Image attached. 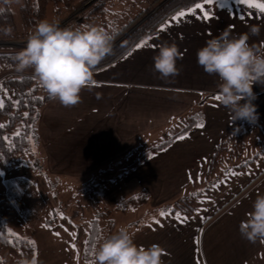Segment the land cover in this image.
<instances>
[{
  "label": "crops",
  "instance_id": "0c3cea01",
  "mask_svg": "<svg viewBox=\"0 0 264 264\" xmlns=\"http://www.w3.org/2000/svg\"><path fill=\"white\" fill-rule=\"evenodd\" d=\"M176 13L142 39L151 37L149 46L137 49L140 40L119 59L94 71L96 83L82 89L80 103L65 107L50 98L42 106L35 158L41 164L45 159L57 174L81 177L99 171L87 182L97 183L99 201L104 199L108 209L140 191L147 194L146 203L157 206L188 185L210 184L195 211L180 215L186 220L171 212L141 221L131 232L134 242L144 247L158 244L163 264H264V243H251L239 231L256 197L264 195V157L239 169L226 163L215 179L202 180L218 141L252 123L232 121L215 99L218 77L206 74L196 56L207 40L223 31L237 36L253 25L260 33L250 35L249 44L264 50V13L241 0H214L178 22L171 20ZM163 24L168 27L161 31ZM165 42L175 43L182 54L177 60L179 74L167 79L153 66V57ZM253 93L257 120L264 121V84L254 83ZM201 123L203 127H198ZM166 137H171L168 144L141 159Z\"/></svg>",
  "mask_w": 264,
  "mask_h": 264
},
{
  "label": "clouds",
  "instance_id": "9594fccd",
  "mask_svg": "<svg viewBox=\"0 0 264 264\" xmlns=\"http://www.w3.org/2000/svg\"><path fill=\"white\" fill-rule=\"evenodd\" d=\"M5 3L10 0H4ZM18 2V0H17ZM12 28H0L5 36ZM260 27L232 36L228 30L206 41L197 51V63L219 80L217 96L232 121L258 119L253 84H264V50L249 44L250 35L258 36ZM113 36L103 27L92 25L61 28L47 20L40 21L27 37L26 47L16 54V71L31 70L44 92L65 107L81 102L80 93L95 85V68L112 53ZM182 59L175 43L165 42L153 57L154 69L162 78L179 74L177 60ZM100 98V94H97ZM243 101V103H242ZM241 236L251 243H264V195H258L252 211L239 226ZM163 249L158 244L144 247L134 242L127 227L102 238L94 252L93 264H163ZM23 264H37L34 258Z\"/></svg>",
  "mask_w": 264,
  "mask_h": 264
},
{
  "label": "trees",
  "instance_id": "16d2710c",
  "mask_svg": "<svg viewBox=\"0 0 264 264\" xmlns=\"http://www.w3.org/2000/svg\"><path fill=\"white\" fill-rule=\"evenodd\" d=\"M20 1L21 27L18 28L7 3L4 0H0V28L10 26L13 30L11 36H5L0 33V39H27L29 33L34 31L36 25L44 20L48 0ZM56 1L58 5L56 12H58L59 10L70 11L82 0ZM260 1L264 2V0ZM160 2L161 0H153L146 9L130 21L123 31L113 36L112 53L94 71L100 70L119 59L137 42L151 35L157 26L170 15L189 8L197 2L201 3L203 0H166L150 12ZM102 4L103 2H100L91 7L86 12V16L101 12ZM139 19L142 20L137 26L125 34L127 29L129 30ZM18 52L0 51V73L2 74L0 78V98L4 101L3 108H0V117L5 118V121L0 124L3 125V127H0V169L5 172L11 171L14 165L19 164L21 161L25 163H29L31 159L34 161L40 147L36 126L37 119L42 106L50 99L36 83L31 72L20 73L16 71L17 61L15 57ZM254 126L259 128L258 124H253L251 127L238 130L234 136H229V139L234 138L235 140V143L231 144V146L234 145L233 148L228 149L226 141L219 142L215 146L202 180L206 182L215 179L217 173L223 170L220 167L221 161L224 164L229 163L233 157H239L243 150H249V148H246V138L260 132ZM170 140L171 137H166L163 141L147 150L141 159L163 148ZM223 150L230 153L219 158V152ZM260 153H264V147L255 153L253 157L247 158L245 162L233 164V169L242 168L253 162ZM4 187V190L0 191V250L7 249L12 253L11 264H23L24 261H31L34 257L33 243L29 237L16 235L7 229L5 218L9 216L10 212L8 208L4 207V203L7 199L16 200L19 190L14 178L6 180ZM205 188L207 191L209 188L208 184ZM82 192L84 195L82 206L91 211L93 216L90 219L88 228L75 227L76 237L79 239L80 245V262L82 264H93L94 252L99 242H101L102 238L111 234L115 227L112 211L125 212L135 209L147 200V194L144 191H140L120 200L115 207L108 209L100 204L97 183L87 182L83 186ZM197 195L198 192L185 196L172 207L170 212H176L180 215H191L196 209L194 201ZM34 213L32 209H26L22 212V215L28 220L30 215H35ZM100 221L103 222L102 225ZM70 225L72 226V224Z\"/></svg>",
  "mask_w": 264,
  "mask_h": 264
},
{
  "label": "rangeland",
  "instance_id": "374dc122",
  "mask_svg": "<svg viewBox=\"0 0 264 264\" xmlns=\"http://www.w3.org/2000/svg\"><path fill=\"white\" fill-rule=\"evenodd\" d=\"M152 1L82 0L70 11L59 10L56 12L58 9L57 1L48 0L44 20L56 23L61 28L80 25L103 27L114 36L123 31L130 21L146 9ZM20 2V0L18 2L17 0H10L7 3L18 28L21 27ZM100 2H103L102 11L86 16V12ZM158 5L154 6L150 12L156 9ZM142 19H139L135 24ZM26 43L27 39H0V51H21L26 47ZM28 71L31 72V70ZM4 121L5 118L0 117V124ZM257 122L259 128L254 127L260 132L246 138V148H249V150H243L239 157H233L232 164L245 162L247 158L253 157L255 153L264 147V121L260 118ZM251 123L254 124L255 121ZM237 131H234L231 136H234ZM223 141L227 142L228 149L234 147V145L231 146L235 143L234 138L229 139V137H226L218 143ZM229 153L223 150L219 152L218 157L220 158L222 155ZM257 157H259L258 162L264 157V153H260ZM220 164V167L224 168L225 164L222 161ZM97 174H99V171L93 175L81 177L64 173L57 174L49 169L45 159L41 164L38 163L36 158L34 161L31 159L29 163L21 161L19 164L14 165L11 171L5 172L0 169V191L5 188L3 180L12 178L16 180V186L19 190L16 200L7 199L4 203V207L8 208L10 212L9 216L5 218L6 227L16 235L31 239L34 249L33 259L37 260V264H82L80 262L79 239L76 237L75 227L86 229L89 226L93 214L82 206L84 203L82 189L84 183L94 175L97 176ZM205 187L200 183L195 186L188 185L179 194L163 201L160 205L157 204V206H151L146 201L144 205L125 212L113 210L112 218L115 227L111 234L116 233L121 227H127L132 232L140 225L141 221L148 223L152 218L160 216L161 210L171 211L172 207L180 202L182 198L202 190L200 195L195 198L194 204L196 205L197 200L207 194ZM208 187H210V184ZM100 204L102 207H106L104 199L102 201L100 199ZM26 209H32L35 212V215H30L28 220L22 215V212ZM70 224H72L74 230ZM100 224L102 225L103 222L100 221ZM55 233H59V235H55ZM12 257V253L7 249L0 250V264H11Z\"/></svg>",
  "mask_w": 264,
  "mask_h": 264
},
{
  "label": "snow or ice",
  "instance_id": "6c2138e0",
  "mask_svg": "<svg viewBox=\"0 0 264 264\" xmlns=\"http://www.w3.org/2000/svg\"><path fill=\"white\" fill-rule=\"evenodd\" d=\"M241 2H242V3H246V4H248L249 7H254V8L258 9L261 13H264V2H257V0H241ZM212 3H214V0H203V3H199V2H197V3H195L194 7H189V8H188L187 13H186L185 11H178L175 15H173V16L171 17V20H172V21H176V22H178V21H180V19H181L182 17H184L186 14H192V13H195V11H196L197 9H201V10H203L206 4H212ZM204 17H205V18L208 17V13H207V12H204ZM166 27H168V25L163 24V25L161 26V29H160V30H161V31H164ZM150 39H151V37H149V39L142 40L140 43H137V44L135 45V47H136L137 49H141V48H144V47L149 46V40H150ZM215 99H216V100H219L220 97H219V96H216ZM3 106H4V101H3V100H0V108H3ZM197 126H198V127H203V124L201 123V124H199V125H197ZM0 127H3V125H0ZM184 138H185L184 136H180V137H179V139H184ZM233 174H234V173H233ZM171 214H172V213H171L169 210H161V211H160V215H161V216H166V215H171ZM175 215H176L177 219H181L182 222H183L184 220L187 219V217H181L179 213H176ZM154 222L157 223V224L159 223L158 220H156V221H154ZM55 235H59V233H55ZM74 235H75V234L73 233V236H74ZM73 247H75V245H73Z\"/></svg>",
  "mask_w": 264,
  "mask_h": 264
},
{
  "label": "water",
  "instance_id": "95a60500",
  "mask_svg": "<svg viewBox=\"0 0 264 264\" xmlns=\"http://www.w3.org/2000/svg\"><path fill=\"white\" fill-rule=\"evenodd\" d=\"M165 1H166V0H163L162 2L159 3V5H161V4H162L163 2H165ZM159 5H158V6H159ZM158 6H157V7H158ZM140 21H141V20H140ZM137 24H138V23H137ZM137 24H135L134 26H132L128 31H126L125 34H127V33H128L129 31H131L134 27H136ZM125 34H124V35H125ZM124 35H123V36H124ZM123 36H122V37H123Z\"/></svg>",
  "mask_w": 264,
  "mask_h": 264
}]
</instances>
